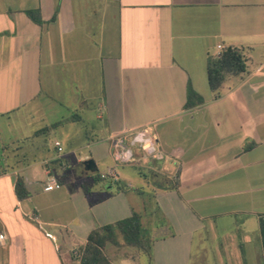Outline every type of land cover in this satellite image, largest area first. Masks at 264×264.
<instances>
[{"label":"crops","instance_id":"1","mask_svg":"<svg viewBox=\"0 0 264 264\" xmlns=\"http://www.w3.org/2000/svg\"><path fill=\"white\" fill-rule=\"evenodd\" d=\"M228 46L243 51L247 71L215 98L208 58ZM189 86L203 102L186 108ZM49 102L75 112L63 124H85L92 112L93 137L66 152L58 141L61 154L57 141L52 152H26L62 122L32 127ZM145 127L162 156L129 137L138 172L108 176L113 138ZM88 159L97 172L85 170ZM18 178L27 199L17 198ZM149 210L165 219L150 262L129 247L148 264H191L195 246L204 263L211 254L217 264H264V0H0V264H80L73 255L92 231L133 213L143 225ZM117 249L112 262L130 264Z\"/></svg>","mask_w":264,"mask_h":264},{"label":"trees","instance_id":"2","mask_svg":"<svg viewBox=\"0 0 264 264\" xmlns=\"http://www.w3.org/2000/svg\"><path fill=\"white\" fill-rule=\"evenodd\" d=\"M27 16L37 24H42V18L39 10H30L26 12ZM58 14V6L53 19ZM247 71L246 60L241 49L228 46L218 55L208 58V81L209 86L215 98L219 97V89L226 79L230 76L243 74ZM203 102V99L189 86L187 94L186 108H191ZM55 125L54 127H57ZM43 129L40 133L46 132ZM6 149V147H5ZM15 193L19 200L27 199L30 195L23 179L18 178L15 183ZM142 217L137 213L125 220L117 222L115 225H107L92 231L84 246L79 248L73 255L74 259L80 264H114L107 255L108 244L122 248L133 247L143 251L147 255L149 262L151 259L150 245L151 239L144 236ZM117 232L122 236V243L118 241ZM260 233L262 241V251L264 259V216L260 219ZM150 242V243H149Z\"/></svg>","mask_w":264,"mask_h":264},{"label":"rangeland","instance_id":"3","mask_svg":"<svg viewBox=\"0 0 264 264\" xmlns=\"http://www.w3.org/2000/svg\"><path fill=\"white\" fill-rule=\"evenodd\" d=\"M50 108V112H48V110L45 109V111L43 110H39V112H34L32 114V117L31 119L29 118V113L27 111H25L28 119H30V122L32 124V127H35L37 129L38 126L40 125V122H41V119H43V117L46 119V120H51L52 122H60V121H64V119L67 120V118H69L71 116V114H74V113H70L68 112V110L60 105V104H56V103H51ZM35 106H37L36 104H34ZM91 106L92 103H91ZM94 106H96V103L94 102ZM38 107V106H37ZM45 114L47 115V117L45 116ZM77 114H80V113H77ZM86 116H89L90 118H93L92 120L90 121H87L85 124L83 123H79V122H64L63 124V121L60 122L61 124L58 125L57 127H52V128H49L48 131H46L44 134L42 135H38L40 137H38L39 139L36 140L35 142H32V143H29L26 147V152L28 151H34L35 149H39V150H43V148L46 149V151H54L53 150V145H54V142L55 141H60V142H63L64 145H65V152L66 151H70L71 150V146L73 147H78L82 141L86 142L87 141V138L85 135L87 136H90V137H93L92 134H93V129H96L94 128V126H98V121L95 120L94 118V114L92 112H89L85 115V118ZM26 125V124H25ZM5 133L7 132L4 131ZM65 140V141H64ZM83 145V143H82ZM83 152H86V150L84 149ZM72 159V158H70ZM72 162H74V160H72ZM115 162H117L116 166L113 168V171L116 172H122V171H126V170H129V171H136L137 169L133 170V169H130V165H133V164H121L120 162H118L117 160H115ZM112 164L111 163V160L109 159L108 162L104 163V164H101V166H99V170H98V173H101L103 172V170L105 169V166H108ZM122 167H124L125 169H123ZM56 176L60 177L61 175V172L59 171H56ZM138 172V170L136 171V173ZM98 173L96 174H90V177L92 179H97V177L99 176ZM108 173V172H107ZM143 174H146V176L149 178V173L148 172H145L143 171ZM104 178V177H103ZM147 220L145 222H143V228H144V236L145 238L147 239H151L154 235V229H155V225L160 221L164 224L165 222V219L160 216L159 213L157 212H153L152 210H149L148 211V214H147ZM117 238H118V241L120 243H122V236L119 232H117ZM150 243V242H149ZM214 243V242H213ZM123 248V249H122ZM122 248H116L115 246L111 245V244H108L107 246V253L108 254H115V250L117 249L119 251V253L121 254H124L126 256H130L129 258V263L130 264H148L147 260H146V257L141 255L139 257V252H141L142 254H144L143 251H140L139 252L129 248V247H126V246H123ZM201 247L199 246H195L194 249H193V255H192V260H191V264H217L215 262V258L214 255L211 256L208 255L207 256V261L204 263L203 260L206 259V254H205V250L203 251ZM208 249V248H207ZM150 252H152V249L150 247ZM118 253V252H116ZM113 254L111 256H113ZM146 255V254H145ZM134 256V257H132ZM147 256V255H146ZM115 257L113 256V259ZM116 260V259H115Z\"/></svg>","mask_w":264,"mask_h":264},{"label":"built area","instance_id":"4","mask_svg":"<svg viewBox=\"0 0 264 264\" xmlns=\"http://www.w3.org/2000/svg\"><path fill=\"white\" fill-rule=\"evenodd\" d=\"M130 137V146L135 147L137 146L140 148L145 154L150 157H161L162 152L160 150L158 138L155 135L154 131L150 127H145L136 130L129 134L128 137L123 138L119 136L117 138H113V154L115 160L121 163H130L134 160L133 154L130 149L127 148V139ZM55 147L59 154L62 153L63 148L60 142H55ZM112 178H116L117 174L115 171L110 170L107 174ZM60 188V185L54 183L53 185H47L45 187V191H51L53 189ZM7 236L5 233L0 231V248L3 247L7 243Z\"/></svg>","mask_w":264,"mask_h":264},{"label":"water","instance_id":"5","mask_svg":"<svg viewBox=\"0 0 264 264\" xmlns=\"http://www.w3.org/2000/svg\"><path fill=\"white\" fill-rule=\"evenodd\" d=\"M83 165H84L85 170L87 172H90V173L97 172V167H96V164H95L94 160L88 159V160L83 162Z\"/></svg>","mask_w":264,"mask_h":264}]
</instances>
